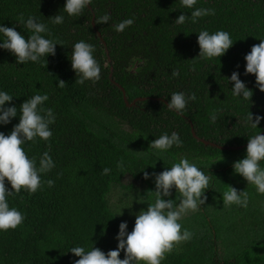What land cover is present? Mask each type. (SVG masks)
Here are the masks:
<instances>
[{
    "label": "trees",
    "instance_id": "1",
    "mask_svg": "<svg viewBox=\"0 0 264 264\" xmlns=\"http://www.w3.org/2000/svg\"><path fill=\"white\" fill-rule=\"evenodd\" d=\"M64 4L65 0H0V25L15 28L27 39L31 33L18 23L23 13L25 20L33 16L48 26L51 35L42 34L45 38L63 42L55 45L54 56L24 64L0 49V91L13 96L5 106L15 105L19 112L24 100L47 94L42 107L55 115L48 141L23 145L37 166L41 155L49 153L55 167L42 174V181L52 179L55 184H43L31 195L21 190L8 197L10 207L25 219L16 229L0 231V264H73L79 257L69 251L72 247L114 250L119 224L126 221L130 232L136 214L155 201L154 177L144 179L143 173H159L181 158L210 177L207 200L179 221L194 233L193 238L167 254L161 264H264V206L260 210L257 206L264 205V195L255 193L257 199L250 201V185L232 167L245 157L248 138L264 129V92L256 87L254 74L245 75L244 60L251 46L264 39V0H197L195 7L214 9L215 14L183 25L175 19L194 9L181 8L180 0H92L79 17L68 16ZM106 13L111 17L107 23H95ZM57 14L64 17L62 24L50 22ZM124 19L134 22L116 32L114 25ZM202 30L227 31L233 45L219 58L201 59L197 36ZM81 40L95 47L93 55L101 68L95 83H75L71 51ZM173 70L179 75L173 77ZM233 71L252 90L250 100L233 96L228 80ZM59 80L66 82L64 88L58 87ZM113 81L124 88L129 101L162 100L146 98L127 106ZM179 91L196 94L182 114L167 108L170 95ZM249 112L253 118L262 117L257 128L245 123ZM213 113L215 123L210 120ZM189 119L199 137L243 147L205 145L192 136ZM18 122L19 115L0 124V132L8 135ZM172 132L178 133L182 146L166 151L149 146ZM121 160L123 170L117 168ZM104 168L110 169L109 174L102 175ZM125 176L144 183L145 190L121 213L109 203L108 193ZM6 186L11 187L7 182ZM228 186L248 192L247 208L223 206ZM176 195L173 189L171 196L162 198L175 200Z\"/></svg>",
    "mask_w": 264,
    "mask_h": 264
},
{
    "label": "clouds",
    "instance_id": "2",
    "mask_svg": "<svg viewBox=\"0 0 264 264\" xmlns=\"http://www.w3.org/2000/svg\"><path fill=\"white\" fill-rule=\"evenodd\" d=\"M92 4V0H65L63 11L70 17H79L84 10ZM197 0H180L181 8L194 9L190 15L180 14L175 23L183 25L189 20L196 23L200 18L215 14L214 9L197 8ZM110 15L105 14L95 19V23H107ZM52 24H62L64 17L55 15L50 17ZM133 19H124L114 25L116 32H122L133 24ZM18 23L31 33L27 39L13 27L0 25V34L3 41L0 49L8 50L15 56L18 64L26 62H40L42 57L55 55V45H63V42L45 38L42 34L51 35L50 29L44 23L38 22L35 17L29 16L26 20L23 13L18 17ZM233 40L227 31L219 30L210 34L207 30L198 33L199 45L198 57L205 60L219 58L233 45ZM95 47L81 40L76 42L71 51V68L76 73L75 83L83 85L85 81L93 83L99 81L101 68L93 53ZM245 75H255V85L264 92V39L260 43L251 46V50L244 56ZM46 66V64L44 65ZM179 72L173 70L172 76H178ZM232 82L233 96H242L250 100L252 90L245 86L239 79V73L233 71L228 78ZM58 87L64 88L66 82L58 81ZM13 96L6 91H0V124H8L13 117L19 115V122L15 124L8 135L0 132V231L16 229L25 217L15 207H10L8 197L19 194L21 190L29 195L40 190L43 184L53 187L52 179L42 181V174L49 173L55 163L48 152H44L39 158L37 166L36 158H29L23 145L25 142H36L37 139L48 141L52 132L49 125L55 122V115L51 108L42 107L49 99L47 94L33 95L17 106H5L11 102ZM196 94L185 95L184 92H173L167 103L170 111L179 114L185 112L189 101H194ZM261 116L253 118L251 112L245 117V123L252 128H257ZM210 120L215 123L217 115H210ZM182 146L180 136L176 132L171 135L164 133L150 143V147L160 151H166L173 146ZM246 155L242 159L234 161L232 167L234 173L239 174L247 182L254 186L256 192L264 195V134H256L248 138ZM221 160V159H220ZM216 162V161H215ZM213 162V163H215ZM123 161L117 163V168L123 170ZM110 169L104 168L102 175L109 174ZM59 175V174H58ZM154 177L155 193L154 203H148L146 210L139 211L135 216L132 230L127 231V222H121L115 239L118 241L114 250L107 253L98 247L91 246L90 250L84 247H72L69 251L79 259L73 264H161L166 255L171 253L177 246L190 241L194 233L184 229L179 222L189 212L198 211L205 204L207 196L205 190L209 188L210 177L205 175L195 164L187 158H181L178 163L159 173H143L144 179ZM6 182L9 187L6 186ZM175 189L176 198L164 199L171 196ZM178 201V203H177ZM223 206L229 208L236 205L247 208L249 195L247 191H238L232 186L223 192ZM121 212V211H120ZM120 214V213H119ZM123 251L124 258H120Z\"/></svg>",
    "mask_w": 264,
    "mask_h": 264
},
{
    "label": "rangeland",
    "instance_id": "3",
    "mask_svg": "<svg viewBox=\"0 0 264 264\" xmlns=\"http://www.w3.org/2000/svg\"><path fill=\"white\" fill-rule=\"evenodd\" d=\"M262 167H264V165ZM127 186L129 187L128 189H126ZM144 186L145 184L142 183L141 181L136 180L130 176H125L122 179L121 185H116L110 189L108 193V201L113 207L117 208L116 209L117 211L119 212L121 211L122 213L126 208V206H128L130 203L131 204L135 203L132 200L134 199L135 196L141 195L140 193L145 190ZM249 187H250V191H252V196H253V200L250 199L249 200L255 202V200L257 199L255 193L256 194L258 193L256 192L254 186L250 185ZM136 204L140 206V204L138 203ZM257 206L259 210L262 209L264 206L263 202H258ZM189 214H191V212L187 213L184 216V218L187 217ZM257 214L259 215V213Z\"/></svg>",
    "mask_w": 264,
    "mask_h": 264
},
{
    "label": "water",
    "instance_id": "4",
    "mask_svg": "<svg viewBox=\"0 0 264 264\" xmlns=\"http://www.w3.org/2000/svg\"><path fill=\"white\" fill-rule=\"evenodd\" d=\"M93 25H94V24H93ZM110 71H111V73H110L109 76L111 77V75H112V67H110ZM113 82H114V84H115L116 86H118V87L121 89L122 94H123V98H124V102H125V104H126L127 106H133V105L135 104L136 101H138V100H144V99H146V98H148V99H150V100H162V98H158V97H137V98H134L133 100L129 101V100L127 99L126 95H125V90H124V88H123L118 82H115V81H113ZM165 102L167 103V101H165ZM189 123H190V130H191V134H192V136H193L194 138L200 140L201 142H203L205 145L216 146V147H218V148H220V149H227V148H230V149H232V150L241 149V148L243 147V145H230V146L220 145V144H217V143H215V142H213V141H210V140H206V139H204V138H201V137H199V136L196 134V132H195V130H194V127H193V124H192V122L190 121V119H189ZM263 133H264V130L260 132V134H263ZM245 145H247V143H246Z\"/></svg>",
    "mask_w": 264,
    "mask_h": 264
},
{
    "label": "flooded vegetation",
    "instance_id": "5",
    "mask_svg": "<svg viewBox=\"0 0 264 264\" xmlns=\"http://www.w3.org/2000/svg\"><path fill=\"white\" fill-rule=\"evenodd\" d=\"M264 130V129H263Z\"/></svg>",
    "mask_w": 264,
    "mask_h": 264
}]
</instances>
